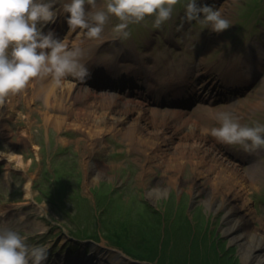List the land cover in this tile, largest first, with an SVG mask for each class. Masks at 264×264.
I'll return each instance as SVG.
<instances>
[{
    "label": "rangeland",
    "instance_id": "obj_1",
    "mask_svg": "<svg viewBox=\"0 0 264 264\" xmlns=\"http://www.w3.org/2000/svg\"><path fill=\"white\" fill-rule=\"evenodd\" d=\"M229 2L230 10H222L226 18L233 26L237 14L242 21L237 24L235 30L239 31L234 33L235 37L224 30H209L202 39L193 37L192 42L183 36L179 40L182 48L177 52L168 48L167 38L160 40L155 32H146L145 27L153 26V22L144 20L135 27L129 24L126 46L125 39L114 38V26L120 21L110 16L102 34L106 43L100 51L115 54L133 51L135 47L149 50L146 58H156L150 63L161 66L160 70L163 67L165 78L185 69L189 71L193 66L201 77L211 76L225 67L223 61L228 63L231 57L243 55L246 46L250 45L254 52L259 46L264 48V0H225L222 4ZM74 33L82 39L96 40L83 29ZM147 37L152 41L148 49ZM131 38L136 39L135 47ZM244 65L245 62L239 69ZM45 76L49 83L54 81L56 88L64 91L60 96L49 97L47 103L43 99L44 90L35 91L36 83L43 78L37 76L15 95L4 98L8 104L0 111V230L13 229L29 245L48 248L45 264H62L63 257L86 249L101 252L99 248L104 243L106 248L122 251L138 264H255L251 259L241 261L236 241L229 240L228 234L221 230L223 210L214 211L204 205L203 192L192 194L183 180L176 186H165L161 177L171 171L161 160L160 154L164 152L159 150L165 149L166 153L168 141H175L191 119L219 127L220 114L231 112L243 125H264V67L242 101L202 106L185 113L167 115L157 111L155 115L140 114L134 118L141 128L155 133L148 136L153 143L143 150L141 144L130 143L121 134L125 119L138 112L111 104L104 112L113 117L112 129L95 135L90 115H83L75 107L83 104L77 99L81 98L82 88L64 76L57 81ZM63 81L68 83L67 87ZM44 110L63 115L65 122L60 126L47 125L42 117ZM106 122L102 118L96 120L104 129ZM19 133L28 138L20 139ZM203 134L212 137L205 130ZM188 140L184 135L179 139ZM217 141L220 155L251 172L254 181L247 192L250 224L264 225V146L246 151L242 145L226 142L223 145L221 140ZM172 142L169 141L170 146ZM203 155L208 157L207 153ZM84 158L96 161L94 166L103 169V176L86 183ZM142 168L145 172L140 174ZM191 176L189 164L185 163L180 177ZM202 179H197L201 182L197 187L207 186ZM28 180L29 192L25 188ZM157 184H163L164 189L154 197L148 196L150 185Z\"/></svg>",
    "mask_w": 264,
    "mask_h": 264
},
{
    "label": "clouds",
    "instance_id": "obj_2",
    "mask_svg": "<svg viewBox=\"0 0 264 264\" xmlns=\"http://www.w3.org/2000/svg\"><path fill=\"white\" fill-rule=\"evenodd\" d=\"M57 0H0V100L25 87L30 78L50 75L59 80L65 74L80 79L89 77L91 69L81 63L80 50H70L54 30L42 29L55 23L59 11ZM96 0H65L62 11L70 30L87 31L91 38L102 40L110 16L119 19L114 26L115 39L129 36L130 22H140L153 15L157 26L169 20L177 0H107L103 7H94ZM186 17L201 20L213 31L221 32L232 26L220 9L188 0ZM220 126L205 129L219 140L242 145L246 151L264 146V125L247 126L231 112L219 117ZM49 249L29 245L13 229L0 230V264H45Z\"/></svg>",
    "mask_w": 264,
    "mask_h": 264
},
{
    "label": "bare ground",
    "instance_id": "obj_3",
    "mask_svg": "<svg viewBox=\"0 0 264 264\" xmlns=\"http://www.w3.org/2000/svg\"><path fill=\"white\" fill-rule=\"evenodd\" d=\"M62 17V14L61 16H58V22H62ZM77 41L79 42L80 39L78 38ZM88 48L89 47H87L86 50H89ZM83 57L84 55L80 53L81 63L85 61H83ZM258 69H260V66H258ZM67 84L68 83L64 82L66 87ZM37 87L38 91L35 90L37 93L44 90L45 93L43 99L47 103L49 102V97L56 98L64 92L63 90L56 88L57 86L54 81L50 83L47 81L43 83L40 82ZM82 89L83 91L80 92H82V96L87 99L82 105H75V107L79 112L83 111V115L87 113L90 115L89 117H91L90 119L93 122L91 127H93L92 131L95 135L102 133L104 130L112 129L113 117L106 116L104 112L105 108L110 107L112 100L118 102L121 101V103L122 101H127L129 105H134L139 113L147 111L152 115H155L156 109L146 105L141 100L123 98L119 94H97L96 92L90 91L86 86L82 87ZM3 101V99L0 100V104H2ZM51 103L55 104L56 102L51 101ZM124 105L125 104L122 103V106ZM256 105H258V102ZM139 113L135 116L130 115V118L127 117L128 119H125L123 123L124 129L121 130V134H125L130 143L136 145L137 143L141 144V149L143 150L147 149L148 144L151 145L153 143V141L148 139V136L154 135L155 133L151 130H146V128L143 129L140 127V124L136 122L137 119H134L140 116ZM42 117L47 125L60 126L65 122L63 115L47 112L45 110L43 111ZM99 118L107 120L105 129L96 124V120ZM183 127L185 131L178 134L175 141L172 142L169 140L172 142V147L168 141V152L166 151L165 153V149L159 150L164 152L163 154H160L163 155L161 160L164 161L166 168L171 171L170 174H165L161 177L162 181L165 182V186H176L181 180H183L186 182H184V184L187 185V190L192 194L203 192L204 197L201 201L204 205L213 208L214 211L223 210L221 215H223L222 218L224 225L221 227V230L228 234L229 240L236 241L241 261L245 262L251 259L255 261V264H264V225L261 222L260 226L250 224V222H252V217L250 208L247 204L248 185L252 184L254 181L251 172L247 169L240 168L239 164L231 158L220 155L218 152L220 149L217 141L218 138L215 136H205L203 134L205 129L218 126L210 127L207 123H198L191 119V121L184 124ZM181 134L184 135L185 139L189 137V140L186 142L179 141L180 136H182ZM162 142L164 141L162 140ZM134 148L137 149L138 147L134 146ZM159 148L162 147L159 146ZM204 153H207L208 157H205L203 155ZM156 154L158 153L156 152ZM82 161L84 169L83 176L86 183L90 179L94 180L101 175L103 176V169L97 165L94 166L96 161L91 159L86 160V158ZM185 163L189 164V170L192 176L181 179L180 173L184 168ZM87 164H89V166ZM143 172H145L144 168H142L140 174ZM252 172L254 173V171ZM199 177L203 178L202 182H206L207 186L202 185L201 187H197L201 184V182L197 180ZM161 179L159 178V180ZM29 182L30 181L28 180L25 183V188L28 192L30 188ZM162 185L163 184H157L155 186L150 185L151 190L147 192V195L150 197L156 196L158 192L164 189V186L161 187ZM104 245L105 243L102 245V248H99L102 249L101 252H98L101 253V260H93L91 255L90 258L83 256L81 257V259H83V264L88 262L91 264H99L101 261L105 264H138L127 254L124 255L122 251H113L110 250V248H106ZM120 254L123 255L124 258L121 257ZM82 255H84V253ZM77 259L78 257L68 258L65 256L63 257L62 264H79L76 262Z\"/></svg>",
    "mask_w": 264,
    "mask_h": 264
}]
</instances>
